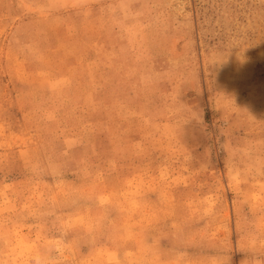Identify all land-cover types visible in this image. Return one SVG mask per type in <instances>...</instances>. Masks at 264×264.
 <instances>
[{"label": "rangeland", "instance_id": "obj_1", "mask_svg": "<svg viewBox=\"0 0 264 264\" xmlns=\"http://www.w3.org/2000/svg\"><path fill=\"white\" fill-rule=\"evenodd\" d=\"M0 264H264V0H0Z\"/></svg>", "mask_w": 264, "mask_h": 264}]
</instances>
